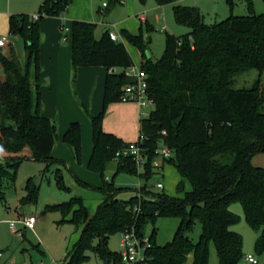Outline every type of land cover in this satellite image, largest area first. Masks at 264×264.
<instances>
[{"label":"trees","instance_id":"trees-1","mask_svg":"<svg viewBox=\"0 0 264 264\" xmlns=\"http://www.w3.org/2000/svg\"><path fill=\"white\" fill-rule=\"evenodd\" d=\"M74 0H43L33 20L29 14H13L10 31L20 35L25 44L26 61L22 64L12 49L5 55L0 49V65L5 79L0 86V198L4 196L3 180H17L19 166L26 160L47 164H65L53 156L58 138L54 121L43 114L40 81L41 23L47 16L60 17ZM123 0H107L108 10ZM145 2L146 0H140ZM178 0H156L158 5L173 4L176 21L190 28L182 36L166 31L165 51L155 63L148 55L151 39L142 32L132 34L122 30L128 41L143 54L141 68L148 75L149 93L155 106L150 115L141 118L140 133L145 135L142 147L147 156L143 169L129 156L117 158V152L130 142L103 128L107 108L121 101L122 87L135 79L124 70H112L106 77L102 111L89 114L93 127V152L88 167L99 173L104 194L94 217L89 218L82 197L64 203L47 204L50 212H61L62 221L83 225L79 239L73 244L63 264H82L93 251L105 261L121 262L120 252L108 247L110 236L127 228H135L138 236L150 233L152 246L148 249L149 264H209L210 243L214 241L219 264H241L245 259L243 236L232 230L240 216L230 210L239 202L248 225L259 233L255 242L257 254H264V167L253 158L264 153V14H258L254 0H245L248 15H231L212 25L205 22L200 8L176 4ZM233 7V0H228ZM96 24L74 20L72 24V65L126 69L135 65L126 44L115 41L110 31L100 38L95 35ZM149 32L153 28L148 26ZM257 69L259 77L251 88H234L236 75ZM10 122V123H8ZM166 131V133H163ZM64 141L74 147L76 158L82 157L81 124L73 122ZM166 146L172 152L163 165H174L185 181L178 184V196L155 192L149 180L156 174L154 159L158 149ZM116 163L120 172L138 174L145 183L129 199L119 197L131 188L116 185L106 178V171ZM141 170V171H140ZM61 189L69 190L61 168L56 170ZM80 184L88 183L77 177ZM22 205L37 203L40 186L34 178L26 183ZM159 217L180 219L172 241L158 245L155 241ZM197 220L202 225L200 239L195 242L189 232ZM264 264V262H260Z\"/></svg>","mask_w":264,"mask_h":264},{"label":"rangeland","instance_id":"rangeland-1","mask_svg":"<svg viewBox=\"0 0 264 264\" xmlns=\"http://www.w3.org/2000/svg\"><path fill=\"white\" fill-rule=\"evenodd\" d=\"M105 1L107 0H92L94 20L89 22L97 24L96 37L100 38L103 32L104 26L102 20L105 16H107L106 20L113 24L122 23L121 21L126 19L127 21L123 25V29L132 34L142 32L145 40L151 39L148 54L154 63L162 57L165 51L166 31L177 36L185 35L190 31L189 27L181 25L176 21L173 4L159 6L156 0H146L144 3L140 0H126L128 1L127 6L119 4L114 9L105 10V12L100 13V8L103 7ZM176 4L200 8L205 16V22L210 25L223 21L231 15L243 16L249 14L245 0H233V7H231L228 0H178ZM128 6L131 8V12L126 11ZM254 8L256 13L264 14V0H254ZM142 15L146 16L145 21H141L140 17ZM149 25L153 28L151 32L148 29ZM6 28L7 25L0 21V29L5 31ZM131 29L135 31L132 32ZM0 35L8 37V40L13 43L17 56L23 62L24 58L22 54L25 53L23 38L20 35H10L5 32L0 33ZM124 38L125 40L121 41L125 42L131 54L136 57L137 61H135V65L141 66L143 60L141 49L131 44L125 36ZM70 39L72 41V36ZM258 77L259 71L257 69L244 71L235 76L234 88H251ZM262 85L264 88V74ZM153 109L154 106H150L146 111L151 112ZM85 114L88 118L87 123L74 122L81 124L82 157L83 150L85 149L86 153L89 152L87 161H82V157L81 161L77 160L74 147L64 141L65 132L62 137L63 139L57 138L56 143L57 145L61 143L66 148L63 150L61 148L55 152L56 156L63 157L62 159L65 164L47 167V164L44 162L26 160L19 166L17 180L14 184L8 179L3 180L5 194L0 198V250L4 252V256L0 258V264H63L66 262L70 249L81 235L83 225H76L70 222L71 215L66 218L68 221L63 222L61 212L46 211L45 207L47 204L64 203L70 201L73 197H82L87 206L89 218L94 217L98 205L104 198V194L98 189L103 185V178L99 173L92 171L88 167L93 152V127L89 112L85 111ZM53 121L57 126V130L60 131L63 124H60L58 119ZM67 148L71 150L72 158H70V161L71 159L74 161L73 166L67 164ZM60 150L62 151L61 153H59ZM260 158L263 159L260 161ZM254 161V164L257 166L264 167V153H259ZM155 163L163 166V168L161 170L156 169V174L149 180V186H151L153 191L162 192L164 190L166 194L171 196L182 195L178 193L177 187L183 180L185 181L186 190H191L192 186L190 182L180 174L174 165L168 163L163 165V160L160 156L155 158L153 163L154 166H158ZM58 168H61L64 182L66 187L70 188L69 190L59 187L56 179V170ZM115 172L116 163L112 162L106 171V178L108 180L114 179L118 186L131 188L119 194V197L124 199H129L135 195L137 188L145 183L143 179H140L138 174L120 172L114 176ZM77 177L88 183L89 186L80 184L77 181ZM30 178H34L40 186L39 199L37 203L22 205L20 199L26 194L25 187ZM158 182H163L165 188H158L156 185ZM230 210L240 216L239 222L232 225L231 229L243 236L245 255L253 254L259 262H264V254L259 255L255 251V242L259 233L248 225L243 206L239 202H234L230 205ZM21 215L37 216L35 230L24 229V225L18 221ZM179 223L180 219L176 217H159L156 222V243L158 245H165L172 241ZM152 229L153 225L150 224L147 227L148 236ZM201 234L202 225L197 220L193 231L189 232V236L197 242ZM108 247L113 252H121V233L110 236ZM89 255L90 258L82 264H114L113 262L105 261L93 251H90ZM192 260L193 256L190 255L187 264H191ZM116 264L125 263L119 261ZM209 264H219L214 241L210 243ZM241 264L249 263L243 259Z\"/></svg>","mask_w":264,"mask_h":264},{"label":"crops","instance_id":"crops-1","mask_svg":"<svg viewBox=\"0 0 264 264\" xmlns=\"http://www.w3.org/2000/svg\"><path fill=\"white\" fill-rule=\"evenodd\" d=\"M42 1L43 0H2V2H0V21L5 23L7 28L5 31L0 29V33L5 32L12 35L10 31L11 15L37 14ZM127 2L128 1L123 0L120 4L127 6ZM104 4L103 7L100 8V13L108 10V6ZM84 5L85 7H83ZM93 10L92 0H75L60 17H47L41 23V73L38 90L41 92L43 114L52 120L58 119L60 124H63L60 131L58 130V139L63 137L71 122L80 121L81 124H83V122H88L85 111L93 115H97L102 111L106 77L111 70L121 71V68L108 69L101 66L74 68L72 65L73 49L70 37L72 36L71 29L73 21H93ZM126 11L131 12V8L128 6ZM106 18L107 16L102 20L104 26L102 34L107 30L114 31L119 33L120 41L125 40L121 32L122 30H126L123 29V25L127 20L124 19L121 21L122 23L113 24L107 21ZM141 21L144 20L141 18ZM63 28L66 30H63ZM131 31L134 32L135 30L131 29ZM12 49L15 50L13 43L10 41L6 46L1 48L5 55H10ZM22 55L24 58L23 62L18 56L17 58L24 64L26 61V50ZM132 56L134 61H137L136 57L134 55ZM4 79L5 73L0 65V86ZM141 111L140 106L136 103H112L107 108L103 120V128L106 132L113 133L126 142L135 141L140 135ZM56 142L57 141H55L52 154L57 158H61L58 155L56 156L55 152L61 148V150H63L66 146H63L61 143L57 145ZM61 150L59 153L62 152ZM66 151L68 152L66 157L67 164L73 166L74 161L72 159L70 161V158H72L71 150L67 148ZM85 153L86 150L84 149L82 161H87L88 159L89 152ZM256 156L253 158V163H255L254 159ZM262 159L263 158H260L259 160L261 161ZM22 217L21 215L19 219ZM24 229L27 228L24 227Z\"/></svg>","mask_w":264,"mask_h":264},{"label":"built area","instance_id":"built-area-1","mask_svg":"<svg viewBox=\"0 0 264 264\" xmlns=\"http://www.w3.org/2000/svg\"><path fill=\"white\" fill-rule=\"evenodd\" d=\"M104 5L107 4L105 3ZM38 18V14H34L32 16L33 20H37ZM141 18L144 21L146 20L145 16H142ZM63 30L66 29L63 28ZM110 36L113 40L120 41L119 33L110 31ZM8 43V37L5 35H0V49L6 46ZM121 70H124L127 76L133 77L135 79L133 83H128L122 87L121 101L126 103L138 104L142 110L140 113V117H148L151 112H147L146 109L150 106H155V103L148 90L149 83L146 71L137 65ZM163 133H166V131H163ZM144 140L145 135L140 133L137 140L130 142L126 148L117 152V158L129 156L133 158V160H135L139 169H143L147 162V156H145V151L142 147V143ZM158 152L162 160L164 158H170L172 156V152L166 146H161L158 149ZM156 185L160 189L165 188L163 182H158ZM18 221H20L25 228L34 230L37 222V216L26 215ZM151 246L152 241L150 239V236H148L147 234L143 237L138 236L135 228H127L126 230L121 232L120 254L122 261L125 264H149L148 249ZM3 256L4 252L0 250V258ZM245 260L249 264H260L259 260L253 254L246 255Z\"/></svg>","mask_w":264,"mask_h":264},{"label":"water","instance_id":"water-1","mask_svg":"<svg viewBox=\"0 0 264 264\" xmlns=\"http://www.w3.org/2000/svg\"><path fill=\"white\" fill-rule=\"evenodd\" d=\"M149 55V54H148Z\"/></svg>","mask_w":264,"mask_h":264}]
</instances>
